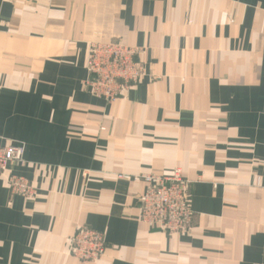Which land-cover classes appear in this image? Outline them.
Segmentation results:
<instances>
[{
	"label": "crops",
	"instance_id": "0c3cea01",
	"mask_svg": "<svg viewBox=\"0 0 264 264\" xmlns=\"http://www.w3.org/2000/svg\"><path fill=\"white\" fill-rule=\"evenodd\" d=\"M118 41L145 75L106 100L86 84L88 46ZM0 264H264V0H0ZM179 170L192 226L140 218L146 174ZM103 232L96 262L67 253Z\"/></svg>",
	"mask_w": 264,
	"mask_h": 264
},
{
	"label": "built area",
	"instance_id": "2783aa9c",
	"mask_svg": "<svg viewBox=\"0 0 264 264\" xmlns=\"http://www.w3.org/2000/svg\"><path fill=\"white\" fill-rule=\"evenodd\" d=\"M140 50L118 41L89 44L86 60V84L97 97L112 100L139 82L145 75ZM22 142L0 146V178H4L11 194L31 200L36 189L30 181L8 171V166L24 163ZM146 189L138 197L140 218L149 226L167 234H182L192 226L194 212L190 207L189 182L175 169L169 175L142 176ZM107 248L103 232L81 227L68 238L67 253L83 262H96Z\"/></svg>",
	"mask_w": 264,
	"mask_h": 264
},
{
	"label": "rangeland",
	"instance_id": "374dc122",
	"mask_svg": "<svg viewBox=\"0 0 264 264\" xmlns=\"http://www.w3.org/2000/svg\"><path fill=\"white\" fill-rule=\"evenodd\" d=\"M124 91H126V90H124ZM183 176V175H182ZM184 178V177H183ZM185 179V178H184ZM81 228V227H80Z\"/></svg>",
	"mask_w": 264,
	"mask_h": 264
}]
</instances>
